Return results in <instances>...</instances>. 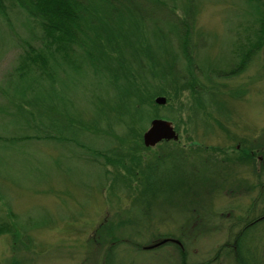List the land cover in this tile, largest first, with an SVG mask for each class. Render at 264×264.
Instances as JSON below:
<instances>
[{
	"label": "rangeland",
	"instance_id": "rangeland-1",
	"mask_svg": "<svg viewBox=\"0 0 264 264\" xmlns=\"http://www.w3.org/2000/svg\"><path fill=\"white\" fill-rule=\"evenodd\" d=\"M187 1L165 0L179 16ZM189 1L195 5L196 63L220 68L222 74L235 62L234 42H245L243 28L257 29V10L263 13L264 0ZM7 16L12 30L24 37L21 13L11 9ZM7 33L0 17V81L20 49L8 42ZM193 71L200 92L216 93L204 102V118L196 121L186 90L171 99L157 94L165 103L153 102L151 118L177 124L178 138L147 149L140 137L138 149L129 150L133 136L125 131L131 125L141 136L148 122L141 130L131 114L114 107L113 88L104 75L83 73L79 67L60 73L62 85L51 90L57 97L37 100L46 105L0 106V136L30 134L33 125L51 136L0 140V264H180L179 248L185 264H232L224 255L227 246L217 250L231 233L227 222L243 215L256 195L245 183L241 189L234 184L251 181L253 158L243 152L247 143L264 151V44L236 75ZM169 115L174 117H165ZM180 148L183 161L166 157L145 184L146 165H156L162 150ZM165 234L179 245L152 246ZM261 254L263 258L264 246Z\"/></svg>",
	"mask_w": 264,
	"mask_h": 264
},
{
	"label": "trees",
	"instance_id": "trees-1",
	"mask_svg": "<svg viewBox=\"0 0 264 264\" xmlns=\"http://www.w3.org/2000/svg\"><path fill=\"white\" fill-rule=\"evenodd\" d=\"M11 9L21 13L25 20L24 37L12 30L14 24L7 16V11ZM194 13L195 5L189 0L184 3L181 16L176 15L165 0H0V17L7 22L8 42L17 43L20 48L16 62L4 81H0V95L4 99L0 106L11 104L21 109H25V105L39 106L44 102L37 100L52 97L54 86L62 85L61 76L68 67H79L83 73L104 75L113 88L111 100L114 107L131 114L141 130L152 117L149 107L157 94L171 99L186 90L193 100L192 110L188 108L196 113V121H201L204 118V102L216 93L211 89L200 92V79L193 69L198 68L200 74L205 73L204 76L209 73L216 77L232 76L242 71L254 49L258 50L264 44V11L261 13L257 10L260 16L256 30L243 28L245 42H234L231 50H235V53L232 52L235 62L222 74L220 68L208 66L204 69L196 63L194 51L198 44L192 41ZM160 23H166V28H162ZM180 60L183 61L178 65ZM54 97L57 96L54 94ZM182 108H186L184 104ZM62 115L67 117L65 113ZM165 117L172 119L174 116ZM99 118L102 119L101 116ZM27 124H30L28 120ZM32 128L30 134L0 136V140L51 137L43 126L33 125ZM132 128L131 125L127 126L125 133L133 136V146L129 150H136V138L140 140L141 136ZM177 128L175 124L174 129ZM141 146L142 149L150 148L142 143ZM167 151L162 150L155 157L158 160L156 165L152 162L146 165L145 184L149 181L148 174L155 171L166 157L183 161L180 155L183 154L182 149ZM131 158L135 164L138 162ZM104 159L108 160L106 156ZM258 192L259 202L262 201L264 209V187ZM261 212L264 215V210ZM244 215L236 217L234 222H227V229L231 233L219 247H226L225 244L229 243V247L223 250L232 264H258L256 259L258 262L262 259L260 264H264L261 254L264 217L253 220L244 219ZM165 235L163 239L173 238L171 234ZM12 237H15L13 233ZM163 243L170 244L173 240L166 239ZM219 247L218 250H221ZM109 252L105 253V257ZM179 253L182 257L180 264H185V253L180 248Z\"/></svg>",
	"mask_w": 264,
	"mask_h": 264
},
{
	"label": "flooded vegetation",
	"instance_id": "flooded-vegetation-1",
	"mask_svg": "<svg viewBox=\"0 0 264 264\" xmlns=\"http://www.w3.org/2000/svg\"><path fill=\"white\" fill-rule=\"evenodd\" d=\"M160 142H158V143H160ZM158 143H156V144H158ZM247 145H248L247 147H249V148H247V149L244 148L245 150H243V152L244 153L248 152V154L250 155V158H253V162L251 161V167L249 168L250 174H251V181L249 183H247V182H238V183H236L234 185L237 186L238 188L240 187V189H241V188H243L242 187L243 183H245L246 186L249 188V190H256V195H254L251 198V200H252L251 204L248 205V207L245 210L241 211V212H242V214L245 213L244 219H249V218L252 219L253 218V220H257L259 218H263L264 217L262 212L260 213V211L264 210L263 207H262L263 203H262V201L259 202V197H258L259 189L264 187V151L260 150L261 152H259L258 149L255 148V143H251L250 142V143H247ZM237 146L238 145H236V147ZM259 167L262 168L261 172H260V175H259V170H258ZM258 203H260L259 208H257V210H255L256 209V205ZM165 239H168V240L172 239L173 242L175 241L178 244V242L175 239H173V238H165ZM225 245L227 247H229V243L228 244L226 243ZM230 246H231V244H230ZM220 249H222V248H220ZM219 251L220 250H218L217 253H219ZM214 257H216V256L214 255L213 258Z\"/></svg>",
	"mask_w": 264,
	"mask_h": 264
},
{
	"label": "water",
	"instance_id": "water-1",
	"mask_svg": "<svg viewBox=\"0 0 264 264\" xmlns=\"http://www.w3.org/2000/svg\"><path fill=\"white\" fill-rule=\"evenodd\" d=\"M153 102L159 105L164 104L165 97L162 95H156L153 98ZM177 138L178 134L171 121L161 117L151 118L148 121L147 127L141 133V142L145 147H153L160 141L176 140ZM165 241L166 239H162L152 246L161 244Z\"/></svg>",
	"mask_w": 264,
	"mask_h": 264
}]
</instances>
